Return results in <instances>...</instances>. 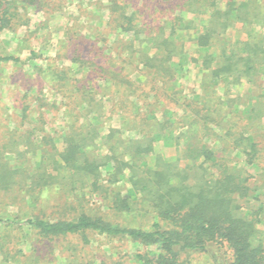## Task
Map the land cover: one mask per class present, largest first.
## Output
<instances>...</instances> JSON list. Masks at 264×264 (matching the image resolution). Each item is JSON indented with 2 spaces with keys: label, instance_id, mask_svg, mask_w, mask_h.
I'll return each instance as SVG.
<instances>
[{
  "label": "trees",
  "instance_id": "obj_1",
  "mask_svg": "<svg viewBox=\"0 0 264 264\" xmlns=\"http://www.w3.org/2000/svg\"><path fill=\"white\" fill-rule=\"evenodd\" d=\"M76 1L0 0V34L36 35L64 8L73 21L36 68L35 109L27 88L18 125L0 129V190L41 208L24 225L42 242L77 236L84 249L91 234L138 243L147 250L136 264H264V0ZM88 7L103 28L88 25ZM237 24L246 38L227 40ZM191 63L198 90L187 94L178 79ZM168 138L178 155L155 150ZM124 179L125 193L110 187ZM46 191L57 195L50 212ZM137 211L150 224H136Z\"/></svg>",
  "mask_w": 264,
  "mask_h": 264
},
{
  "label": "rangeland",
  "instance_id": "obj_2",
  "mask_svg": "<svg viewBox=\"0 0 264 264\" xmlns=\"http://www.w3.org/2000/svg\"><path fill=\"white\" fill-rule=\"evenodd\" d=\"M77 1L85 2L87 0ZM85 12L88 18H90L88 25L92 29L104 27L106 17L100 11L93 7H88ZM29 15L32 18V25L35 26L40 17L32 11H30ZM69 15V12L65 8L54 13L49 17L47 27L43 28L36 35H27L26 27H22L13 33L3 31L0 34V55H14L19 59L18 62H0L1 131L5 128H15L18 125L20 121L19 115L21 114L19 108L22 96L27 88H32L28 98V101L32 104L30 105V111L35 109L34 97L39 88L34 82L36 68L39 65H44L45 57L47 58L55 54L59 41L63 39L65 28L73 22ZM255 30L264 32V29L258 24H256ZM109 38L111 41L118 40L123 42L124 35L120 34L117 36L115 34ZM245 38L246 35L240 29L239 24L231 28L226 34V39L231 41ZM187 49L191 51L192 48L188 47ZM31 50L35 51L36 55L31 54ZM187 68L189 69L188 76L180 77L178 80L184 86L185 93L188 94L191 88L198 90L199 68L194 63L188 64ZM261 84V86H264V73L261 76ZM253 91L256 92V90ZM240 92L242 95L251 92L249 85L246 84L240 89ZM257 92H263V89L258 87ZM42 96L48 101L52 98L49 87L42 89ZM24 104L26 103L23 100ZM108 108L109 104L106 103L105 111ZM157 116L160 117L161 114L158 113ZM56 122L55 128L59 129L62 122L59 119ZM102 122L106 127L116 124V119L103 120ZM259 123L256 120L254 124H251V128L258 126ZM25 126H28V124L26 125L25 123ZM24 127L21 129H24ZM256 136H258L259 140L264 138V125L262 130L257 132ZM181 149L180 146L174 144L172 139L168 138L160 139L155 150L165 153V156H176L180 153ZM111 185L113 186H110L112 189H121L123 193L126 192L128 187L125 179ZM48 196L49 198L47 199ZM42 198L43 200L44 198L47 200L43 205L45 212H50L54 208L53 206H55L54 202H57V195L55 196L53 191H46L43 193ZM92 201L97 202L96 200ZM94 204H90V208H95L96 210L94 209V211H97V213L112 215L106 207L108 201ZM36 208L41 209L40 206L37 207L27 196L23 195L21 191L17 189L9 191L0 190V264H86L88 262H93L92 264H113L115 260H121L124 264H136L134 260L135 253L138 250H147V247L128 240H114L109 243V240L105 236L99 234H91V243L85 249L79 244L77 236L58 238L50 243L46 241L42 242L41 240H37L34 232L30 231L23 223L29 215L35 212ZM141 214H143L141 211H137L135 215L137 217L134 218L135 223L150 224L152 219ZM118 216V219L122 222L126 221L125 214ZM38 256H44V261L36 262L35 259Z\"/></svg>",
  "mask_w": 264,
  "mask_h": 264
}]
</instances>
